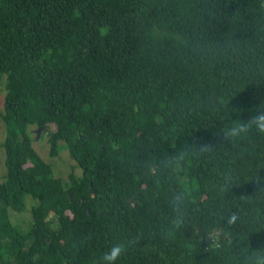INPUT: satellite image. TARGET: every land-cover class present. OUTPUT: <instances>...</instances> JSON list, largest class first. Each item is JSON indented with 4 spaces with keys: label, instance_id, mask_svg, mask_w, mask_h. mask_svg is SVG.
I'll list each match as a JSON object with an SVG mask.
<instances>
[{
    "label": "trees",
    "instance_id": "trees-1",
    "mask_svg": "<svg viewBox=\"0 0 264 264\" xmlns=\"http://www.w3.org/2000/svg\"><path fill=\"white\" fill-rule=\"evenodd\" d=\"M0 84V264L264 255V135H225L264 112V0H0ZM32 127L80 174L54 176Z\"/></svg>",
    "mask_w": 264,
    "mask_h": 264
},
{
    "label": "rangeland",
    "instance_id": "rangeland-1",
    "mask_svg": "<svg viewBox=\"0 0 264 264\" xmlns=\"http://www.w3.org/2000/svg\"><path fill=\"white\" fill-rule=\"evenodd\" d=\"M4 96V86L0 84V109L2 108ZM32 147L39 154L42 160L47 162L53 171V175L59 177L62 181H67L68 174L73 170L77 175L80 174L79 169L76 168L74 161L69 157L64 144L58 143L57 153L54 157H49V147L47 144V134L43 129L32 127L31 132ZM4 137L3 126L0 130V181L3 180L5 175L4 168V153L1 147V142ZM31 205L30 199L16 202L13 209L10 210V220L13 225L17 226L20 230L26 231L29 217V207Z\"/></svg>",
    "mask_w": 264,
    "mask_h": 264
},
{
    "label": "clouds",
    "instance_id": "clouds-1",
    "mask_svg": "<svg viewBox=\"0 0 264 264\" xmlns=\"http://www.w3.org/2000/svg\"><path fill=\"white\" fill-rule=\"evenodd\" d=\"M254 128L257 132L264 135V112L254 115L248 120L247 123H240L232 127L226 132L227 137H237L241 134L247 133L250 129ZM181 197L176 195L172 198L170 203L174 208H177L178 202ZM238 217L233 214L227 219L229 225L235 224ZM125 247L122 244L113 245L107 252L103 253L96 264H116V261L124 254ZM256 264H264V255L256 257Z\"/></svg>",
    "mask_w": 264,
    "mask_h": 264
},
{
    "label": "water",
    "instance_id": "water-1",
    "mask_svg": "<svg viewBox=\"0 0 264 264\" xmlns=\"http://www.w3.org/2000/svg\"><path fill=\"white\" fill-rule=\"evenodd\" d=\"M128 203H132L131 200H128ZM131 207H134V204H131Z\"/></svg>",
    "mask_w": 264,
    "mask_h": 264
}]
</instances>
